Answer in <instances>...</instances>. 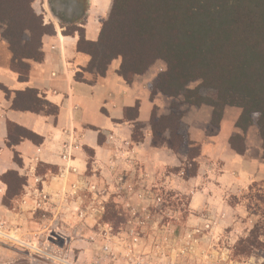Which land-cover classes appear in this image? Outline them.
Listing matches in <instances>:
<instances>
[{"label": "rangeland", "instance_id": "1", "mask_svg": "<svg viewBox=\"0 0 264 264\" xmlns=\"http://www.w3.org/2000/svg\"><path fill=\"white\" fill-rule=\"evenodd\" d=\"M110 5L111 0H85L75 8L76 15L85 14L76 25L88 24L97 34ZM32 7L46 24L64 30L50 14L47 0H35ZM164 68L163 63H155L140 81L148 78L150 90ZM155 95L157 118L167 116L171 104L177 103L182 113L180 133L192 143V160L184 149L172 151L164 133L154 142L161 148L160 169L142 174L138 161L130 159L136 163L128 164L113 179L98 174L91 180L95 188L82 187L73 196L77 207L60 211L56 219L50 211L34 206L32 197L28 205L23 204L22 191L9 209L0 211V264H264L263 252L249 257L233 254L237 242L256 223H264L262 215H252L257 206L259 214L264 212V203L255 199L264 200V179L249 180L244 188L220 181L221 175L232 177L224 170L234 156L226 141L239 132L234 126L239 110L226 108L219 127L214 128L209 107L196 108L182 99ZM202 95L213 93L202 91ZM138 124L134 137L143 136L150 127V122ZM246 136L249 156L261 161L262 176L264 147L257 129L249 128ZM243 165L252 171L251 165ZM252 185L254 190L249 192Z\"/></svg>", "mask_w": 264, "mask_h": 264}, {"label": "trees", "instance_id": "2", "mask_svg": "<svg viewBox=\"0 0 264 264\" xmlns=\"http://www.w3.org/2000/svg\"><path fill=\"white\" fill-rule=\"evenodd\" d=\"M35 0H0V38L10 53L9 68L19 82L28 80V62L43 60L42 37L54 36V26L46 24L32 5ZM85 0H48L51 12L57 15L64 36H76V51L88 57L85 68L75 72L77 82H86L84 74L104 78L108 69L118 63L116 74L127 85L143 76L155 63L164 64L150 98L160 95L182 99L192 107L211 109L210 124L218 128L226 108H236L234 123L240 132L228 139L230 149L238 155L245 151L244 135L255 127L264 147V0H111L109 13L101 22L95 41L85 37L76 24L82 15L69 14L70 7H79ZM67 4L62 13L55 5ZM72 23V24H71ZM87 83V82H86ZM196 86L190 88L192 84ZM6 97L11 94L0 86ZM202 91L213 93L202 95ZM11 109L19 112L56 116L58 108L48 103L37 90L14 92ZM124 118L134 121L133 132L139 128L137 105L124 110ZM182 113L172 103L167 116L158 117L153 107L150 131L153 142L168 133L172 151L184 149L192 160V143L180 133ZM131 135L138 143L143 139ZM27 140L35 146L43 139L15 124H8L7 147L13 160L20 165L14 147ZM101 136L98 142L101 143ZM91 153V152H88ZM195 176V175H193ZM6 191L2 206L10 208L22 193L25 179L14 171L1 177ZM255 185L248 191L252 192ZM256 200L264 203L261 196ZM255 208L256 205H253ZM250 210V207H249ZM252 215L259 214L258 206ZM264 253V223L258 222L233 248L234 256L249 257Z\"/></svg>", "mask_w": 264, "mask_h": 264}, {"label": "crops", "instance_id": "3", "mask_svg": "<svg viewBox=\"0 0 264 264\" xmlns=\"http://www.w3.org/2000/svg\"><path fill=\"white\" fill-rule=\"evenodd\" d=\"M83 29L87 40H96L98 32L90 31L88 24ZM54 32V36L42 37L43 60L28 62L26 82H19L10 70L11 56L0 38V86L11 94L6 97L0 90V211L6 210L1 202L6 191L1 177L14 171L25 179L22 203L28 205L32 197L34 206L50 211L56 219L60 211L77 207L73 196L78 195L82 187L89 191L95 188L91 180L98 174L113 179L135 161L130 159L138 161L142 174L145 171L151 174L155 168H161L162 155L161 148L152 140L150 127L143 139L134 143L131 140L134 121L124 118V110L137 105L135 121L143 126L149 124L156 97L150 98L146 84L150 80L146 78L141 82L143 77H136L127 85L116 74L117 66H111L104 78L85 73L87 83L77 82L75 72L85 68L89 59L76 51V36H64L58 27H54ZM26 89L37 90L48 103L57 107L56 116L12 110L14 92ZM9 123L43 139L39 146L24 140L14 147L20 165L14 162L13 152L7 147ZM98 136H101V143ZM226 142L228 145V139ZM244 146V154L238 155L228 145L234 156L226 161L224 169L231 172L232 177L226 174L220 177L225 186L243 187L250 183L249 180L264 179L263 173L259 175L261 161L249 156L251 148L247 136ZM243 164L251 165L252 171H246Z\"/></svg>", "mask_w": 264, "mask_h": 264}, {"label": "flooded vegetation", "instance_id": "4", "mask_svg": "<svg viewBox=\"0 0 264 264\" xmlns=\"http://www.w3.org/2000/svg\"><path fill=\"white\" fill-rule=\"evenodd\" d=\"M52 4H50L49 2H48V0H47V6H48V9H49V11H50V14L56 19V20H59L58 19V17H56L57 15H54L52 12H51V6ZM67 6V4H64V3H60L59 5H55L54 7H55V11L57 12V14L58 13H62L63 11H64V9H65V7ZM68 8H69V10L70 11H68L69 12V14H71V15H74V12H75V8H77V7H70L69 5H68Z\"/></svg>", "mask_w": 264, "mask_h": 264}, {"label": "built area", "instance_id": "5", "mask_svg": "<svg viewBox=\"0 0 264 264\" xmlns=\"http://www.w3.org/2000/svg\"><path fill=\"white\" fill-rule=\"evenodd\" d=\"M44 199V197L42 198V200ZM36 207H38L39 208V206L37 205Z\"/></svg>", "mask_w": 264, "mask_h": 264}]
</instances>
